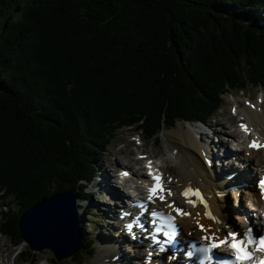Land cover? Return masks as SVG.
<instances>
[{
	"label": "trees",
	"instance_id": "1",
	"mask_svg": "<svg viewBox=\"0 0 264 264\" xmlns=\"http://www.w3.org/2000/svg\"><path fill=\"white\" fill-rule=\"evenodd\" d=\"M263 14L264 0H0V233L20 239L19 214L50 184L90 197L119 129L150 139L264 86Z\"/></svg>",
	"mask_w": 264,
	"mask_h": 264
},
{
	"label": "bare ground",
	"instance_id": "2",
	"mask_svg": "<svg viewBox=\"0 0 264 264\" xmlns=\"http://www.w3.org/2000/svg\"><path fill=\"white\" fill-rule=\"evenodd\" d=\"M261 107L260 98L257 100L250 101L247 106L242 107V115L244 118L239 119V123L241 125L246 126V129L254 130V133H252L250 136L247 137L248 141H242V143H239V137L237 136V132L235 129L230 130L227 128V125L222 124L221 131L223 132V136L219 139L218 145L224 150H231L233 149V146L231 144L233 142L236 143V145L240 147H236L235 151L237 149L242 147V151L245 152L246 158H240L242 161L250 160L253 162L252 167L247 171L245 170L246 167H244L243 162H232L230 163H236L237 167L229 166L230 164L227 162L231 157L235 155L232 151L226 150V156L220 157L217 159L215 157V154L212 149V145L214 144H207L200 143L198 140V130H196L197 125L193 122L188 123L185 125L187 128H184L180 123L176 125L171 130H168L166 133H164L165 140L168 143L169 148L173 154V157L177 161V173L174 176V180L169 183V180L165 179V185L168 188V185L173 188L172 196H167V193L165 192V198L166 201L164 203L159 204L162 206V208H168L166 205L170 200H174L177 203L182 204V206L186 207L184 211H189L191 215L187 218L185 217H179L178 222H180L183 232L187 231L188 229H191L194 233L196 232L194 229V224H197V222L204 225V227L209 228L211 227L213 232H216V229H220V231L217 233L220 236L224 234V232H232L237 230L236 223L234 221V217L232 216V210L228 207L226 203L225 197L232 195L235 197V199L241 204L243 202V195L245 194L247 203L245 206H243V211L246 215H251L254 218V222L261 219V217L264 216V201H261L258 198V191L256 187H254V182L252 183V178L259 176L261 173H264V149L260 148L258 150L253 149L252 147H249L250 143L252 141H259L261 140L260 137H264V112H261L259 108ZM231 118V117H230ZM233 120L230 119L228 122L232 124ZM237 121V120H236ZM246 121V122H245ZM180 122V121H179ZM219 123V121H217ZM216 122V123H217ZM185 123V122H184ZM238 123V122H237ZM202 124H207L203 122ZM191 130V131H190ZM246 130H244L245 132ZM215 131L209 130V134H206L205 136L207 138H210ZM213 143V142H212ZM128 150L130 148V141L126 142V145L124 147ZM134 150V149H133ZM133 150L130 148L128 151L129 157L128 163L126 165L131 166V164L135 166H139V168L142 167V156L139 157H132ZM136 153V152H135ZM142 153V152H141ZM148 158L153 157V155L148 154L145 155ZM236 156V155H235ZM123 165V164H122ZM236 166V165H235ZM124 169V168H121ZM244 172H249V177L245 178ZM111 173V172H110ZM113 173V172H112ZM229 173H235V175L232 178L227 177L226 175ZM96 174V172H95ZM116 173H114L115 175ZM137 174L144 175V173H140L137 171ZM109 172H106L104 170V177H102L99 181L98 186H100L103 189L105 201L108 203L106 207L111 208V212L104 211L109 219L112 220L111 214L118 216V206L109 205L108 198L106 195H108V191L111 188L109 186ZM96 176V175H95ZM92 181V180H91ZM248 188H245L242 191V185H245ZM242 184V185H241ZM191 187V189L196 190L198 189L199 192L202 193L205 197H207L210 201V208L212 209V212L215 217L219 218L221 223L216 224L212 220L206 218L204 216L205 208L203 205L198 204L196 207H192L190 204H188L185 201V198L181 195V193L188 187ZM231 186H236L235 189H230ZM124 188L121 190V193L123 192ZM171 190V189H170ZM90 192V191H88ZM91 193V192H90ZM242 195V196H241ZM84 199V198H83ZM191 199H195V197H191ZM81 201V202H80ZM82 204V208L79 207ZM234 204V203H233ZM77 206H78V212L81 215L83 208L85 207V210L87 209L85 204H83V200H77ZM233 206V205H232ZM196 213H199V215H196ZM195 216V222L193 221V216ZM240 221L242 222V227L244 231H246V228L251 226V223L247 220V218H241ZM112 223V221H111ZM225 224L229 225L228 227H225ZM261 226H264V223H259ZM115 230H118L117 228H111L110 234L104 236L103 243H106L105 245L108 246L111 244L114 240H117L118 238L122 243L126 244V249L130 250L128 252V255L134 259L133 257L137 256V250L138 245H136L135 242L130 241L127 239L130 244L136 245L131 246L129 243L123 239V235L121 234L120 237H115ZM121 232V231H120ZM88 235V234H87ZM101 237V235H99ZM96 238V237H95ZM93 239V238H90ZM93 244V243H92ZM3 245V244H0ZM93 246V245H92ZM132 247V248H131ZM115 246H110L109 249L104 250L102 254L98 255L96 257V261H98L100 264H114L113 261L118 257L113 256V253L111 249H114ZM131 248V249H130ZM98 249V248H97ZM93 251L95 252L94 246ZM141 252V251H139ZM179 260H175V262L182 263L184 262V257H179ZM165 261L162 259V262ZM42 262V261H41ZM157 258H152L149 264H156ZM42 264H45L42 262ZM116 264H120V262H117ZM123 264H126V261H124Z\"/></svg>",
	"mask_w": 264,
	"mask_h": 264
},
{
	"label": "rangeland",
	"instance_id": "3",
	"mask_svg": "<svg viewBox=\"0 0 264 264\" xmlns=\"http://www.w3.org/2000/svg\"><path fill=\"white\" fill-rule=\"evenodd\" d=\"M250 85L251 84L248 83L247 87L243 91L229 89V92L232 93L227 95L224 94L222 96L223 99L222 106L220 107L218 112H216L217 114L215 113V116H213L210 119L209 121L210 125L205 126L203 130V132H209V130H211L213 132L215 131V133L210 138H207L205 135H201V134L197 135L200 143L201 142L205 143V145L207 144V146L208 144L209 145L214 144L217 146L218 145L217 142L222 136L220 131L222 124L227 125V128L233 131V129H235L237 124L239 123V119L243 118V116L239 113H242L243 111L242 107L245 106L244 101H253L259 99V97L260 98L264 97V86L260 85L258 87L252 88ZM245 98L246 100H244ZM237 105L239 108L236 107ZM261 108L264 110V103L263 105L261 104L259 110H261ZM234 110H239V113L235 114ZM230 119L233 120L231 122L232 124L228 122ZM217 121H219V123ZM184 122L185 121L182 122V120L179 119L176 120L172 127L163 128L160 133L154 135L149 140L141 136L142 133L140 130L136 131L133 128H125V127L121 128L118 131H116L118 132V134L117 136H114L115 138L111 142L110 148H105L101 154H97L96 156H94L93 163L96 166L95 167L96 176H94L92 181H90L89 184L87 185L88 187L86 188V190L87 192L88 191L91 192V196L83 199L84 200L83 204L87 205L86 206L87 209L85 210V207L83 208L80 219L83 220V224H82L83 232L88 234L90 238H93L92 245L94 246L95 252L93 253V256L88 257L86 253H83L84 251L83 248V250L79 252L81 254L78 257H76L77 264L79 262L80 264H100L98 261H96V257L102 254L104 250L109 249L110 246H115L114 249H111L113 253L112 257L116 255L118 256L113 261L114 264H116L117 262L123 264L124 261H126V264L136 263L137 261L136 257H133L134 259H132L128 255V252H130V250L126 249L127 247L126 244L122 243L119 238L117 240H114L108 246L105 245L106 243L102 244L104 239L103 237L110 234L112 228L111 226L113 225V223H111L112 220L109 219L106 213L104 212V211L111 212L112 209L106 207L108 203H106L105 201L103 189L100 186H98L101 178L100 175L102 173V177H104V170H106V172H109L108 177L111 180L112 176H114V173H116V171H118L120 168L126 167L125 164L129 162L127 158L129 157L130 153L128 151L131 148L132 150L134 149L133 150L134 154L132 155V157H136V158L139 157L138 154H140L141 152L142 153L147 152L148 154L153 155L156 164L159 165L163 169V171L166 172L167 175L166 178H170L173 181L174 176L178 170L177 161L173 157V154L169 148L170 145H168V143L165 140L164 133L176 127L178 123H180L184 128H187L185 126L187 125V122L185 123ZM137 136H141V139L135 140L138 138ZM128 141H130V148H128L127 150L124 147L126 145V142ZM214 145H212V147L215 151L216 147ZM237 155H239V157L245 156L244 153ZM232 160L234 162L239 161L238 158H233ZM235 164L236 163L233 164V167L237 166V164L236 166ZM243 174L245 178L249 177V172H244ZM248 179L250 180V177ZM253 179H255V177H253ZM112 184H115V182L113 180L109 181V186H111L113 189H118L117 188L118 186L114 187ZM119 190L122 189L119 188ZM226 198L227 197H225V199ZM229 200L230 202L228 201V199L226 201L228 207L230 208V210H233V212L236 213L237 205H235L234 207L232 206L233 203H235V197H233L232 193L231 195H229ZM246 203H247L246 196H243V202H242L243 206H245ZM6 204H7V199H3L2 192L0 191V210L6 208L7 206ZM11 206L14 207L13 205ZM79 207L82 208V204L80 206L79 203ZM233 212H232V216H233ZM235 217L237 220H240L241 218L238 214H235ZM90 222L92 228H88L89 227L88 223ZM239 225H240V221H239ZM99 235H101V237ZM14 240L15 238L7 237L6 235L0 233V244H3L0 245V264H33V261L35 259H36V264H42V262H44L45 264H51V260L55 259L50 249H43L41 251L31 250L28 248V245L22 239L20 240L21 241L20 245L14 246L16 242H19L18 240L15 241ZM25 246L28 248V252L30 251V254L32 253L34 254V256L31 257L34 260H31L28 257L27 261L23 262L22 261L23 258L21 256L18 257L17 253L19 252V250L26 249ZM73 256L65 258L61 260V262H63V264H72Z\"/></svg>",
	"mask_w": 264,
	"mask_h": 264
},
{
	"label": "snow or ice",
	"instance_id": "4",
	"mask_svg": "<svg viewBox=\"0 0 264 264\" xmlns=\"http://www.w3.org/2000/svg\"><path fill=\"white\" fill-rule=\"evenodd\" d=\"M241 128H245L244 125H241ZM246 130V128H245ZM252 148L264 147V145H259L255 142L249 145ZM143 157H141L142 159ZM147 167L149 171L147 173L148 177L153 181L152 187L148 189L149 195L147 196V204H153L155 200H160L161 202H165V192L167 196H171L172 192L170 189H165L162 183V178L159 175L153 174L151 170V161H149ZM128 173H122V175H127ZM171 181L169 180V183ZM260 189V193L262 198H264V177H261L258 185ZM181 195L185 198V201L190 204L192 207H196L197 203L202 204L205 208L204 216L210 220H212L216 224H220L221 221L219 218L212 215L210 211H208V205L205 202L204 198L200 194L199 190H193L189 186L186 188ZM191 197H195V199H191ZM171 211L175 212L177 216H189L191 213L183 211L180 208H176L173 203H167L166 205ZM147 205L141 204L139 208H146ZM130 213L123 212L122 218L124 216H128ZM199 215V213H196ZM159 217L160 220L164 223L165 227L168 229L167 231H163L162 235L164 236V241L161 242L156 238L155 235L151 233L148 236H145V239L151 238V244L149 245V249H152L155 246L156 252H166L171 251L172 254L168 257L169 260L175 259L176 254L181 251L177 247L176 239L180 235V230L175 223V217L171 214L165 215L162 212L157 210H152L149 217V223L151 224L155 218ZM139 223V221H137ZM229 225L225 224V227ZM126 229L133 233V224L129 223L125 226ZM141 229L143 230V225L140 224ZM197 227L201 232L205 233L204 236L201 237V241L204 243H200L197 241H189L186 244V248L183 249L184 256L188 261V264H192L193 259L198 261V264H212L213 261V252L215 249L221 248L222 246L227 245L234 251V260L235 264H244V262L251 261V264H264V258L259 259L258 261L254 259L253 252L264 253V234H254L252 228H248L245 232L241 233L239 230H235L229 233H226L224 238L221 239L216 233L220 231V229H216V232H213L211 227L204 228L203 225H200L197 222ZM161 228L157 227L155 232L161 233ZM189 236L191 233L188 234ZM241 237V238H238ZM136 235L133 233L132 239H136ZM249 245H254V249L252 251L248 250ZM153 255V251L148 252V256L146 260L150 261ZM217 264H224L217 257Z\"/></svg>",
	"mask_w": 264,
	"mask_h": 264
},
{
	"label": "water",
	"instance_id": "5",
	"mask_svg": "<svg viewBox=\"0 0 264 264\" xmlns=\"http://www.w3.org/2000/svg\"><path fill=\"white\" fill-rule=\"evenodd\" d=\"M49 188L53 193L20 213L17 227L29 249H50L61 261L83 250L79 235L81 215L75 189L61 191L54 184Z\"/></svg>",
	"mask_w": 264,
	"mask_h": 264
}]
</instances>
